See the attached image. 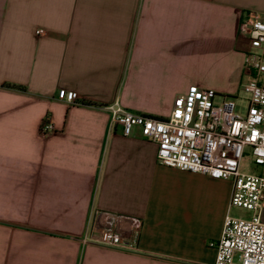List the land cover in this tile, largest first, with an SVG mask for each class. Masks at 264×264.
Wrapping results in <instances>:
<instances>
[{"label": "crops", "instance_id": "crops-1", "mask_svg": "<svg viewBox=\"0 0 264 264\" xmlns=\"http://www.w3.org/2000/svg\"><path fill=\"white\" fill-rule=\"evenodd\" d=\"M249 9L264 0H0V264L214 260L227 179L158 163L108 106L165 118L192 84L238 95ZM93 210L140 218V251L82 244Z\"/></svg>", "mask_w": 264, "mask_h": 264}, {"label": "built area", "instance_id": "built-area-1", "mask_svg": "<svg viewBox=\"0 0 264 264\" xmlns=\"http://www.w3.org/2000/svg\"><path fill=\"white\" fill-rule=\"evenodd\" d=\"M237 31L248 43L241 84L246 93L244 112L235 109L233 96L195 84L173 99L165 118L108 106L109 125H120L124 136L137 132L154 142L158 163L231 181L228 208L238 206L250 213L246 217L226 213L219 237L207 241L215 250L209 264H264V12L244 11ZM63 100L76 104L73 91H66ZM38 131L49 135L57 129L46 115ZM244 157H250L255 173L241 171ZM141 226L138 217L93 210L80 241L138 252ZM238 254L241 259L235 260Z\"/></svg>", "mask_w": 264, "mask_h": 264}, {"label": "rangeland", "instance_id": "rangeland-1", "mask_svg": "<svg viewBox=\"0 0 264 264\" xmlns=\"http://www.w3.org/2000/svg\"><path fill=\"white\" fill-rule=\"evenodd\" d=\"M234 97V100H235V109L237 111H240V112H244L245 109H246V106H245V97H246V93L245 92H240L238 95H232ZM219 100L216 99V102H218ZM240 169L241 171L243 172H246V173H255L256 172V167L252 164L251 160H250V157H244L242 162H241V165H240ZM217 188H219L220 190H223V191H231V181L230 180H227V182H224L223 184L220 183L219 186H217ZM225 206H227L225 204ZM228 213L232 216H241V217H246L249 215L250 211L247 210V209H244V208H241V207H238V206H232L230 207ZM241 259V256L238 254L236 255L235 257V260H240Z\"/></svg>", "mask_w": 264, "mask_h": 264}, {"label": "trees", "instance_id": "trees-1", "mask_svg": "<svg viewBox=\"0 0 264 264\" xmlns=\"http://www.w3.org/2000/svg\"><path fill=\"white\" fill-rule=\"evenodd\" d=\"M2 86L7 87V88L16 89V90H21V91L24 90V87L19 86V85H14V84H4Z\"/></svg>", "mask_w": 264, "mask_h": 264}, {"label": "water", "instance_id": "water-1", "mask_svg": "<svg viewBox=\"0 0 264 264\" xmlns=\"http://www.w3.org/2000/svg\"><path fill=\"white\" fill-rule=\"evenodd\" d=\"M262 218H263V220H264V207H263V210H262Z\"/></svg>", "mask_w": 264, "mask_h": 264}]
</instances>
